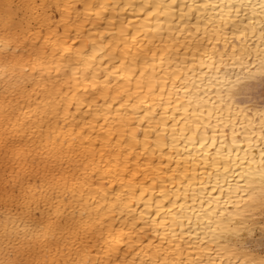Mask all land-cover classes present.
Instances as JSON below:
<instances>
[{
	"label": "snow or ice",
	"instance_id": "snow-or-ice-1",
	"mask_svg": "<svg viewBox=\"0 0 264 264\" xmlns=\"http://www.w3.org/2000/svg\"><path fill=\"white\" fill-rule=\"evenodd\" d=\"M264 0H0V264H264Z\"/></svg>",
	"mask_w": 264,
	"mask_h": 264
},
{
	"label": "bare ground",
	"instance_id": "bare-ground-1",
	"mask_svg": "<svg viewBox=\"0 0 264 264\" xmlns=\"http://www.w3.org/2000/svg\"><path fill=\"white\" fill-rule=\"evenodd\" d=\"M264 86V81H258V82H251L245 86H243L237 93H236V103L240 104L241 106L248 105L253 110H264V103L259 104L256 100V96L253 95L254 91L257 89H262ZM260 93V92H259ZM255 94V93H254ZM258 94V93H257ZM260 247L257 245L255 254L257 256L260 255Z\"/></svg>",
	"mask_w": 264,
	"mask_h": 264
},
{
	"label": "rangeland",
	"instance_id": "rangeland-1",
	"mask_svg": "<svg viewBox=\"0 0 264 264\" xmlns=\"http://www.w3.org/2000/svg\"><path fill=\"white\" fill-rule=\"evenodd\" d=\"M259 91H257V89L254 91V93H252V96L255 95L256 96V100L259 104L264 103V86L262 87V89H258ZM260 92V93H259ZM258 93V94H257ZM260 255H264V248L260 249Z\"/></svg>",
	"mask_w": 264,
	"mask_h": 264
}]
</instances>
